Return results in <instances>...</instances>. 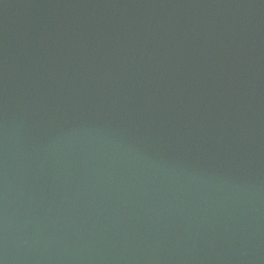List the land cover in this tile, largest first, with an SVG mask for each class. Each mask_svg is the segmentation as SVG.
<instances>
[{
  "label": "water",
  "instance_id": "obj_1",
  "mask_svg": "<svg viewBox=\"0 0 264 264\" xmlns=\"http://www.w3.org/2000/svg\"><path fill=\"white\" fill-rule=\"evenodd\" d=\"M0 264H264V0H0Z\"/></svg>",
  "mask_w": 264,
  "mask_h": 264
}]
</instances>
